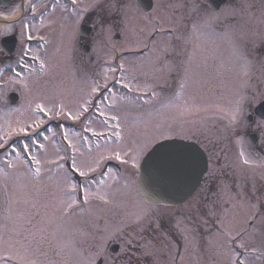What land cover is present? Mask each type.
I'll use <instances>...</instances> for the list:
<instances>
[{
	"label": "rangeland",
	"instance_id": "374dc122",
	"mask_svg": "<svg viewBox=\"0 0 264 264\" xmlns=\"http://www.w3.org/2000/svg\"><path fill=\"white\" fill-rule=\"evenodd\" d=\"M154 1V9L143 14L137 9L135 0H103L102 15L108 21L91 36L96 52L93 54L96 69L92 70L91 76L89 70L80 71L79 82H83L78 93L81 96V92H91L93 86L89 85L94 83L92 77L95 74L99 75L100 83L103 84L109 78L116 77V74L125 82L135 76L132 88L136 91L144 90V93L153 88L161 96L175 83L183 84V88L180 87L177 92L178 96L174 90L169 91L167 105L155 109L152 131L147 129L144 117L134 114L128 121L125 114L121 113V139H107L97 145L88 141L91 145L89 150L80 134H72L62 126L54 125L45 128L42 135H39L38 139L45 145L39 154L44 160L62 164L64 154L60 139L65 132L79 149H71L73 154H77L78 165H87L101 153L111 156L113 152H120L123 155L131 150V155L145 143L150 150L153 141L159 137L167 138L172 133H181L180 136L184 138L198 139L208 150L212 159L209 167L211 174L216 169H223V175H233L228 183L216 185L215 200L213 205H209V215L213 218L216 216L215 207L219 208L226 203H229V207L223 211L220 222L217 220V227L213 230L207 228L208 233L204 237V234L194 230L191 223L188 224L190 220L181 217L189 206L155 208L141 204L143 199L132 184L135 181V170L127 173L130 167L122 164L121 169L130 178L118 176L117 181L113 182L104 177L112 185L107 189L108 203L93 196L84 204L76 196L78 204L65 214L64 205L68 199L65 193L70 189L62 181L64 173L57 170L59 174L54 178L47 175L52 173H45V170L52 167L48 163L40 179L34 180L28 174L27 165H19L17 169L14 168L18 175L11 177L16 181L0 178V264H25V261H35V264H98L99 260H103V264H231L234 259L243 264H264V220H255L258 204L241 196L243 187L255 188L259 181H264V128L257 127L258 120L254 123L247 121L255 103L264 99V0H239V6H236L238 0H235L218 12L210 11L199 0ZM93 2L87 0L89 6ZM108 3H115V8L107 7ZM107 13L109 15L106 16ZM21 22L14 24L21 28ZM193 25H196L195 32ZM154 32L157 36L145 55L122 54L126 49L145 48ZM48 35L49 42L53 38L49 47L52 57L62 59L55 54L57 49H64L65 44L58 29L53 26ZM118 35H122L121 41H117ZM192 46L195 47L191 60L193 63L186 69L189 63L187 53L192 55ZM25 50L32 52L26 47ZM60 54L64 55L65 51ZM121 63L124 64L123 70L119 69ZM47 67L46 74L43 71L35 76L42 87L32 90L26 100H20L19 107L3 108L4 96L2 89L0 91V137L10 143L15 137L10 132V126L15 129L22 122L31 125L36 119L44 121L39 131L42 125L45 126L48 116L38 112L33 114L36 103H43L48 108L63 104L66 111H72L82 103L76 98L68 106L64 99L65 89L61 87L63 80L59 77L57 80L51 68L55 65L47 64ZM73 68L70 65V71ZM200 68L203 70L201 74ZM105 73H108L107 80ZM84 80L88 82L86 87L83 86ZM7 82L8 90L23 85ZM217 88L225 91L224 97ZM91 96L95 94L91 92ZM122 96L121 92L113 93L109 101L121 107L120 110L125 109L123 106L126 105H136V101L121 99ZM237 103L241 112L238 122L233 124L230 113ZM166 108L181 117V125L177 128L167 127L166 122L164 124L160 121L165 116L162 111ZM211 114L222 116L224 120L209 119ZM188 116L199 124L194 123L195 126L189 127L192 122ZM59 118L68 119L64 115ZM57 120L53 122L57 123ZM248 131L260 134L258 144L253 147L246 140ZM231 137L235 139L233 148L231 142L227 141ZM214 143L221 144L222 151L213 150L211 145ZM241 151L244 152L243 157ZM33 152H37V148L33 147ZM130 155L125 158H130ZM245 158L250 161L249 164L243 163ZM54 168L58 169L55 163ZM17 184L23 187H17ZM87 185L95 191V184L90 181ZM137 215H141L142 219L137 221ZM158 218L172 222L174 228L166 230L168 225L160 228ZM253 220L255 223L251 225L252 231L258 236L259 243L251 248L261 256L248 253L240 258V251H246L255 240L252 232L243 234ZM225 233H230V238ZM114 244L120 245L117 254L111 253ZM25 249L28 250L26 254Z\"/></svg>",
	"mask_w": 264,
	"mask_h": 264
},
{
	"label": "snow or ice",
	"instance_id": "6c2138e0",
	"mask_svg": "<svg viewBox=\"0 0 264 264\" xmlns=\"http://www.w3.org/2000/svg\"><path fill=\"white\" fill-rule=\"evenodd\" d=\"M76 2H77V0H72V4L74 6L73 11L75 12V14L77 16V23H79V21L81 19H83V12H86L88 9L85 8L82 10V12H77L76 7H75ZM102 2H103V0H94L91 7L95 8V7L99 6ZM28 6H30L32 12L35 13L36 4L32 3L30 5H26V7H28ZM106 6L114 9L115 3H108V4H106ZM248 6L250 7V5H248ZM209 19H211V17H209ZM157 23H159V21H157ZM28 27H29V25L27 23L23 24L24 29H27ZM33 27H35V25ZM193 31L194 32L196 31V25H193ZM27 38L29 40H31L32 36L29 34ZM40 39H43V37H40ZM24 55L25 56L28 55L27 50H25ZM33 59L39 60V56H33ZM18 63L22 64L24 69H29L30 73L36 71V69H34V68L30 69L28 64L23 63V59L18 61ZM44 68H45L44 61L40 60V70L43 71ZM119 69H121V70L124 69L123 63H121L119 65ZM3 70H4L3 68H0V72H2ZM13 71H14L16 77H20L23 75L22 72H16L15 69H13ZM110 71H113V70H110ZM107 76H108V73H105V80H107ZM113 78L115 79V77H113ZM135 79H136L135 76H132L131 79H129L127 82H125L123 80H117L116 83L121 84L124 88L131 91L132 87H133V82L135 81ZM9 82L10 83H16L17 81L13 80V78L10 77ZM19 83L24 84L25 87L27 86L25 81H23V80L19 81ZM103 88L105 91H110L107 83H105L103 85ZM181 88H183V84L181 85ZM91 92L92 93L100 92V94L104 100L108 99V97L105 96L103 94V92H101V85L99 83H94ZM151 95L153 97H155L157 95V93L155 91H153L151 93ZM178 95H179V93H177V96ZM121 99H128V97L122 96ZM91 104H94V101L91 100V94H89V98L84 99L83 102L79 103L77 105V107L72 111H66L63 104L54 106L53 108H48L43 103H36L35 109L33 110V114L35 115V113L38 112V113H41L45 116H48L49 118H52L53 116L59 117L61 115H64L68 119L80 120L81 117L84 116L85 113H87L89 111V106ZM13 110L15 111L17 109H13ZM96 111L99 113L100 117H106V113L104 111H101L98 105L96 106ZM240 112H241V108H240L239 103H237V105L233 108L232 112L230 113L231 122L233 124H236L238 122V117H239ZM110 120L115 122L113 125V134L117 139H119L121 136L120 117L118 115H112V116H110ZM42 123H44L43 120L36 119V120H33L31 125L27 124V122H22V123H19L17 125V128H15V129L11 128V126H10V132L13 135L22 134L25 137L29 138L28 142H20V143L10 144L9 140H5V139H3V137H0V140H3V142L0 143V150H4L8 147H11V149H12L11 152L7 153V155L10 156L11 159H8L6 161L5 168H0V178L11 177L12 173L6 171L5 169L6 168L7 169H14L19 165H27L28 166V174L34 180L40 179L41 173H42V170L44 169L45 164L55 163L57 168H59V169L63 168V165L58 163V161L44 160L43 157L39 154V150H44L45 145L43 143H41L39 139H33V137L38 136V135H42L39 132V129H40V126ZM104 123L107 125L108 119H105ZM257 127L258 128H264V120L258 121ZM29 128H31V132H29ZM86 130L93 132V135H95L97 137H99L101 135V133L94 132L91 128H88ZM63 135H64V139L68 140L69 147H72L73 151H79V149L76 148V146L74 145L73 141L69 140L68 133L65 132ZM43 139L47 140L48 137H43ZM82 140L85 142V145L90 150L91 145L87 143L88 137L84 136V137H82ZM34 145L37 148V152H33V146ZM157 151H158V149H152L151 151H149V145L147 143H145L143 145H140L134 154L130 155L131 150H129V152L124 153L123 155L120 152H113L111 156H105L103 153H101V154H99V156L97 158L92 159L91 162L88 163L87 165H77L76 158L73 157L71 166H72V168L75 169L76 172H78L80 174V176L87 178L89 176V173H95L97 171V169H99L102 166V161H104L106 159H115V160L119 161L121 164L126 165V166L130 167L131 169L136 170L134 172V175L138 176L139 175V169L141 167V164L139 163V161L147 153L148 154V160L145 161L146 171L155 167L161 173V175H167L169 172H171L173 170H178L179 165L181 163L179 158L172 159V158H168V157H164V156L156 157ZM129 155H130V158L126 159L125 157H127ZM240 155H241V157H243L244 152L241 151ZM243 163L249 164L250 161L245 158L243 160ZM21 175H23V173H21ZM100 175L102 177H107L108 180H110V181H113V182L117 181L118 174L114 173L111 168H108L106 172H101ZM62 181L66 185V187L68 189H70L69 191H67L65 193V195L68 198L67 202L64 205V213L65 214H68L74 208V206H76L78 204V201H77L76 195H75L78 188L83 191L82 203H84V204H87L89 202L90 198L93 196L98 197L100 200L104 201L105 203L109 202L107 189L110 188L112 185L108 184L107 181H105V180H99V181L92 180L91 181L92 184L96 185L95 191H93L87 184L80 185V186H77L75 184H71V182H70L71 177H69L66 173L62 177ZM16 186L20 187V188L23 187L20 184H17ZM141 219H142L141 215L136 216L137 221H139ZM119 231L120 230L118 229L117 232H119ZM225 235L229 238L231 236L230 233H225ZM128 243H130V241H128ZM24 251L26 254L28 250L25 249ZM99 254L100 253L98 252L97 255H99ZM237 255H239V254H237ZM20 258L23 259V257H20ZM25 264H35V261H30V262L25 261ZM231 264H243V262L234 259L231 261Z\"/></svg>",
	"mask_w": 264,
	"mask_h": 264
},
{
	"label": "water",
	"instance_id": "95a60500",
	"mask_svg": "<svg viewBox=\"0 0 264 264\" xmlns=\"http://www.w3.org/2000/svg\"><path fill=\"white\" fill-rule=\"evenodd\" d=\"M10 1L6 0L7 3ZM138 2L139 6L146 11L152 6L151 0H138ZM211 5L213 8L218 7V4ZM154 149H158L156 157L179 158L181 163L178 170H173L167 175H161L155 167L146 171L147 155L137 180V186L145 201L150 204L174 205L184 202L201 182L202 175L207 169L206 155L195 143L181 140H168L158 144ZM116 250L117 247H114L113 251Z\"/></svg>",
	"mask_w": 264,
	"mask_h": 264
},
{
	"label": "flooded vegetation",
	"instance_id": "af4514ba",
	"mask_svg": "<svg viewBox=\"0 0 264 264\" xmlns=\"http://www.w3.org/2000/svg\"><path fill=\"white\" fill-rule=\"evenodd\" d=\"M24 1L25 0H15L14 4L11 6L8 7L0 6V14H8L11 12H15L19 8L21 9L23 7L26 10ZM34 1L36 3L35 13L32 12L31 8L27 10H29V13L34 18V20L43 23L42 27L44 29L47 28L50 30L53 26H55L58 29V31L65 32L68 31L69 29L75 31L77 27H80L81 23L86 24L88 26L87 28L89 29L88 30L89 33L79 36L77 41V45L83 47L85 50L81 49L79 53H77V51H74L72 53L73 54L72 60L74 64L82 65V67L85 70H88L89 68L92 69L96 58L93 55L95 53V49H93L94 41L91 39V36L103 23H106L108 21L107 19L103 18L102 7L98 8L97 6L95 8L93 7L89 8L86 12H83V19H81L79 23H77V16L73 11L74 6L71 4V2H69V0L65 3H60V2L58 3L57 2L58 0H34ZM77 3H79L78 0L75 6L76 11L81 12L77 8ZM71 11L73 12L74 15L72 16V21L69 17ZM45 14H47L48 17ZM107 15H109V13H107L106 16ZM47 18L52 27L44 23L43 20H47ZM117 27L118 26H115V28ZM86 47L88 49H86ZM19 58L20 57L17 52H15L12 55H8L6 52L2 50L0 51V60L4 61V64L7 63V65H9L11 63H15ZM93 69H96V67L94 66ZM68 74L71 75V72L66 74V78H68ZM98 80L100 79L97 77V74H95L93 81L96 82L94 83H97ZM94 110H96V106L91 105L89 109V114H92Z\"/></svg>",
	"mask_w": 264,
	"mask_h": 264
}]
</instances>
